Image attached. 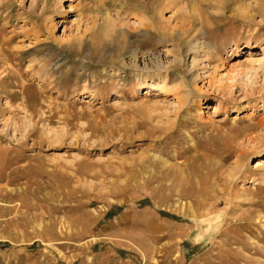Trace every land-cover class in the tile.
Instances as JSON below:
<instances>
[{
  "label": "rangeland",
  "instance_id": "obj_1",
  "mask_svg": "<svg viewBox=\"0 0 264 264\" xmlns=\"http://www.w3.org/2000/svg\"><path fill=\"white\" fill-rule=\"evenodd\" d=\"M263 70L264 0H0V264H264Z\"/></svg>",
  "mask_w": 264,
  "mask_h": 264
},
{
  "label": "bare ground",
  "instance_id": "obj_2",
  "mask_svg": "<svg viewBox=\"0 0 264 264\" xmlns=\"http://www.w3.org/2000/svg\"><path fill=\"white\" fill-rule=\"evenodd\" d=\"M253 45H250L249 49H253L252 48ZM154 51V50H153ZM147 51V53H143L141 56H134L132 58L123 60V67L126 68H131V70L133 69L135 71V75L138 77L145 79H150V80H156L158 79L159 82H162L164 85L162 87H160V90L163 92H167V91H172L174 90V88H169L166 84L165 81L166 79H164L163 77L160 76V73L168 70V66L171 64H175L177 62L176 59H172V60H168V58H166V56H170L169 51H163L161 50L160 52L157 51ZM166 52V53H165ZM166 56H164L165 54ZM187 57V56H186ZM199 60H197V58H195L191 64V67L187 68L189 70L187 71V75H189L191 78H193L195 76L198 77V75H195L194 73V68L199 66L200 63L198 62ZM155 69L158 72H154L156 73V75L153 74V71H155ZM264 71V70H263ZM262 71V72H263ZM264 74V72H263ZM157 76V77H156ZM176 100L179 102V104H181V100H179L178 98H176ZM8 121V119H7ZM6 124V123H5ZM7 126V125H4ZM8 129V127H7ZM256 169H263L264 168V159L260 160L257 162L256 164Z\"/></svg>",
  "mask_w": 264,
  "mask_h": 264
}]
</instances>
